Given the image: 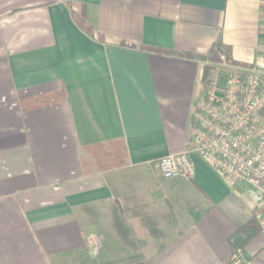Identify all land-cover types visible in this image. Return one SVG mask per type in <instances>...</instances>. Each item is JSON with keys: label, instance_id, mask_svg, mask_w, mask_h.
<instances>
[{"label": "crops", "instance_id": "1", "mask_svg": "<svg viewBox=\"0 0 264 264\" xmlns=\"http://www.w3.org/2000/svg\"><path fill=\"white\" fill-rule=\"evenodd\" d=\"M216 45L264 70V0H0V264H233L264 219L248 187L195 154L187 179L157 167L189 146ZM261 226L242 264H264Z\"/></svg>", "mask_w": 264, "mask_h": 264}, {"label": "built area", "instance_id": "2", "mask_svg": "<svg viewBox=\"0 0 264 264\" xmlns=\"http://www.w3.org/2000/svg\"><path fill=\"white\" fill-rule=\"evenodd\" d=\"M206 67L204 93L192 108L189 146L162 157L157 164L159 175L189 178L195 154L226 186L246 185L252 202L264 209V70L238 65L225 52ZM99 245L98 238L91 236L93 254ZM241 253L237 250L233 264H242Z\"/></svg>", "mask_w": 264, "mask_h": 264}, {"label": "trees", "instance_id": "3", "mask_svg": "<svg viewBox=\"0 0 264 264\" xmlns=\"http://www.w3.org/2000/svg\"><path fill=\"white\" fill-rule=\"evenodd\" d=\"M220 52H225L227 54V51H225L224 48H221L219 45H216L214 49L210 51V57L216 58L217 54ZM54 97V98H53ZM51 96L48 98H42L39 99V104H47L48 102H51L53 100H56L55 96ZM264 210V209H262ZM264 222V219L260 220L258 217L254 216L251 220H249L246 224H244L242 227H240L230 238V244L234 251L237 250H244L245 245L260 231H262L263 227L261 226V223Z\"/></svg>", "mask_w": 264, "mask_h": 264}, {"label": "rangeland", "instance_id": "4", "mask_svg": "<svg viewBox=\"0 0 264 264\" xmlns=\"http://www.w3.org/2000/svg\"><path fill=\"white\" fill-rule=\"evenodd\" d=\"M220 78H221V81H220L219 86L222 87V86L224 85V83H225V74L222 73L221 76H220ZM262 213L264 214V210L262 211ZM257 217H259V216H257ZM257 217H256V218H257Z\"/></svg>", "mask_w": 264, "mask_h": 264}]
</instances>
